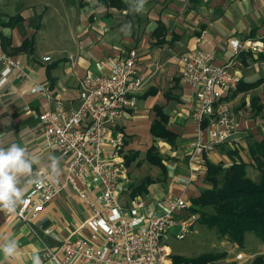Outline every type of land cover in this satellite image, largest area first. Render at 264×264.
<instances>
[{"label": "crops", "instance_id": "0c3cea01", "mask_svg": "<svg viewBox=\"0 0 264 264\" xmlns=\"http://www.w3.org/2000/svg\"><path fill=\"white\" fill-rule=\"evenodd\" d=\"M131 2L135 4V0ZM128 21L133 24L130 37L119 31ZM263 33L264 0H147L145 11L139 14L131 13L125 0H0V143L5 147L16 143L38 157L40 165H33V169L39 174L50 173L49 158L58 157V178L63 177L66 159L45 144L39 113L54 100H61L66 108L77 107L86 73L110 72L114 59L125 57L134 48L137 72L146 80L136 95L135 107L110 132L123 138L120 201L129 205L137 197L151 200L174 194L190 202L205 184L203 177L187 186L182 182L188 176L189 143L195 130L191 121L195 91L181 79L178 55L201 48L213 52L215 63H225L234 56L233 41ZM45 56L49 59L44 60ZM5 57L17 60L19 68L3 79ZM234 68L242 75L240 87L225 99L236 122L230 139L236 147H227V142L218 144L208 160L226 166L241 159L247 164V173L253 169L258 174L247 147L251 139L260 140L264 131H252L254 135L249 131L256 123L254 117L262 112L264 116V108L254 114L252 106L253 97L264 103V41L261 51H241L234 59ZM258 80L253 88H245ZM154 107L166 115L164 123L174 134L173 142L150 132L151 124L159 118ZM151 146L164 167L147 163L152 168L151 178L137 182L144 183L146 190L143 194L134 190L132 195V186L136 187L130 178L132 162L139 155L148 162L146 153ZM232 148L237 151L231 152ZM125 155L131 158L128 165ZM30 188L25 187L24 195ZM90 189L98 191L95 186ZM91 212L89 204L70 186L47 202L29 223L15 217L7 220L0 212V243L12 238L19 246L14 258L6 259L0 253V264H32L34 254L43 261L44 245H58L47 230L101 241L100 234L91 237L89 227L78 228Z\"/></svg>", "mask_w": 264, "mask_h": 264}, {"label": "built area", "instance_id": "2783aa9c", "mask_svg": "<svg viewBox=\"0 0 264 264\" xmlns=\"http://www.w3.org/2000/svg\"><path fill=\"white\" fill-rule=\"evenodd\" d=\"M261 38L233 41L234 56L225 63H215L213 52L201 48L178 55L181 79L195 91L191 104L195 130L189 143L188 176L182 179L185 186L204 178L209 153L232 138L236 122L225 95L237 89L242 77L234 68V59L244 50L261 51ZM137 59L133 48L125 57L114 59L110 72L88 71L80 84L77 107L66 108L61 100H54L38 115L45 144L66 159L65 175L52 182L50 173L43 171L39 174L43 183L32 184L17 213L5 218L29 223L47 202L70 186L92 211L78 228L89 227L93 239L102 235L101 241L92 242L47 230L58 245H44L43 264H192L173 260L166 242L170 234L184 239L197 222L198 214L189 210L187 199L168 194L151 200L137 197L123 205L119 198L123 138L110 132L135 107L136 95L145 83V75L137 72ZM15 68L19 62L5 57L3 79ZM236 258L245 259L242 253Z\"/></svg>", "mask_w": 264, "mask_h": 264}, {"label": "trees", "instance_id": "16d2710c", "mask_svg": "<svg viewBox=\"0 0 264 264\" xmlns=\"http://www.w3.org/2000/svg\"><path fill=\"white\" fill-rule=\"evenodd\" d=\"M247 37L261 38L260 36ZM261 39L264 41V37ZM31 44L29 43V46ZM259 82L260 80L248 83L245 88H253ZM252 106L254 114H258L264 108V103H258L253 97ZM154 108L159 118L151 124L150 132L155 137L173 142L174 134L166 128L164 123L166 115L159 107ZM155 149L151 146L147 150L146 159L149 163L163 168L162 159L155 153ZM236 151L235 148L231 149V152ZM247 153L258 171L257 180L248 175L247 164L241 159L231 160L226 166L207 160V172L203 178L205 185L196 197L190 199L189 206L191 212L198 214L199 223L215 229L222 235L227 234L240 247L243 246L246 232H253L264 243V131L260 140L251 139L248 142ZM130 161L131 158L125 155V163L128 165ZM135 190V192L145 191L146 186L141 183ZM215 258V255L206 254H200L191 259L173 255L175 261H186L192 264H204ZM248 264H264V253L255 255Z\"/></svg>", "mask_w": 264, "mask_h": 264}, {"label": "rangeland", "instance_id": "374dc122", "mask_svg": "<svg viewBox=\"0 0 264 264\" xmlns=\"http://www.w3.org/2000/svg\"><path fill=\"white\" fill-rule=\"evenodd\" d=\"M263 112L258 116H255L256 123L253 125L250 135L258 134L262 129H264ZM259 120V121H258ZM248 131V130H247ZM253 131V133H251ZM248 133V132H247ZM249 135V134H248ZM248 135L246 137H248ZM138 143L140 141H137ZM234 141H227V147L235 146ZM141 144V143H140ZM132 151V150H130ZM127 152L130 154L131 152ZM149 162L145 161V158L141 155L138 156L134 162H132V169L130 172V178L133 180L131 184L138 186L137 183L145 178H151L152 168ZM252 179L257 180L259 175L251 169L248 172ZM144 184V183H142ZM136 187L132 186L131 194H134ZM187 189L191 190L192 187L188 186ZM200 190V188H199ZM198 190V191H199ZM136 191V190H135ZM144 192V191H143ZM143 192H138V194H143ZM136 194V193H135ZM142 196V195H141ZM167 244L171 248V256L177 255L180 257H186L187 259L196 258L200 254L215 255L216 258L206 262L204 264H248L250 259L257 254L264 253V245L260 243V239L253 232H246L243 246L240 247L235 241H233L227 234L222 235L216 232L215 229L206 227L204 224L198 221L193 226L191 232L187 234L184 239L178 240L173 234L168 235L166 240ZM257 244V245H255ZM237 253H242L244 260L239 261L236 258ZM250 256V259L249 257ZM249 259V260H247ZM247 260V261H246ZM245 261V262H244ZM176 262H186V261H176Z\"/></svg>", "mask_w": 264, "mask_h": 264}, {"label": "clouds", "instance_id": "9594fccd", "mask_svg": "<svg viewBox=\"0 0 264 264\" xmlns=\"http://www.w3.org/2000/svg\"><path fill=\"white\" fill-rule=\"evenodd\" d=\"M129 4L131 13L139 14L145 11L147 0H135L133 5L131 0H125ZM127 27V31L124 28ZM133 24L131 21L125 22L119 29L126 37H130ZM47 167L50 170L48 179L56 182L59 175L60 160L51 156ZM33 165L39 166L38 157L29 154L26 149L16 143L5 147L0 143V212L5 217L15 215L17 208L24 203V190L28 185H41L43 178L38 171H34ZM18 242L15 239L7 238L0 243V253L6 259L14 258L18 252ZM32 264H43L39 254L31 257Z\"/></svg>", "mask_w": 264, "mask_h": 264}]
</instances>
